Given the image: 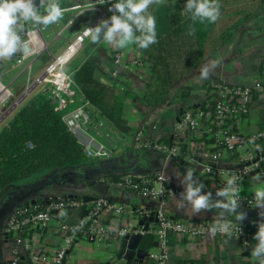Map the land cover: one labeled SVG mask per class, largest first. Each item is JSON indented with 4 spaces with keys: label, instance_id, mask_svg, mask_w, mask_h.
<instances>
[{
    "label": "crops",
    "instance_id": "0c3cea01",
    "mask_svg": "<svg viewBox=\"0 0 264 264\" xmlns=\"http://www.w3.org/2000/svg\"><path fill=\"white\" fill-rule=\"evenodd\" d=\"M46 5L54 0H46ZM94 0H61V6L65 7L64 16L57 22L49 25H41V32L47 47L35 60V75H39L45 67L57 56L65 51L67 46L86 28L94 27L102 20L112 15L109 5L112 1L99 4V9L90 6ZM259 0H254L255 8L250 18L225 42L224 45L212 51L200 64L198 68L188 74L170 94L168 102L158 111L152 113L134 95L145 89L143 68L130 66L122 67L120 74L114 77L111 71L115 68L113 56L120 53L124 60L128 61L135 56V43L124 48H118L104 40L92 41L90 34L84 38L83 44L70 57L65 65L67 71H75L87 60L96 66L97 80L106 86L110 104L114 97L123 100L120 114V121L125 129L117 126L108 116L98 113V122H101V131L112 135L117 141L110 158L103 160L88 159L83 164L75 167L50 170L30 177L23 185L32 188V195L29 200H38L47 197H58L64 194L85 193L94 194L93 189L84 183L86 176L100 175L109 183L111 174H132L138 179L148 180L159 173H163L169 182L173 193L164 198L165 209L171 210V216L184 220H204L217 218L219 209H201L193 212L189 202L183 200L184 185L181 182L184 173L193 169L194 177L202 180L205 189L211 191L215 199V192L218 190L216 180L202 170L205 159H198L196 162L179 164L175 159L167 157L163 152L151 148H140L135 142V133L144 131L152 138L165 141L173 138L175 124L177 123V110H194L203 103L213 99L212 85L217 82L224 83H251L258 76L261 65L264 62V12L262 7L257 6ZM148 10V9H147ZM47 52L49 55L44 56ZM213 62L215 64L213 65ZM207 66L209 74L207 77L201 75L202 69ZM21 82L16 89L22 87ZM44 87L38 89L42 93ZM188 91L184 97L181 93ZM72 106H74L72 104ZM264 116V89L257 94L253 108L250 113L240 121V128L246 133L261 129V122ZM7 118V117H6ZM3 120H0V123ZM97 123H95L96 125ZM212 130L208 122L201 123L195 132L194 141L204 143L212 147ZM220 167L235 169L241 166L236 156L227 155L216 163ZM81 174V176H79ZM260 175L262 177H260ZM259 177V179H257ZM47 182L46 184H43ZM22 185V186H23ZM112 186V185H111ZM159 188L160 184L154 182ZM113 187V192L107 197L110 200L123 202L127 205L121 215L104 212L103 220L111 228H119L123 225L136 228L139 217L137 209L141 206L143 197L138 194ZM257 187H264V174L256 172L244 177L240 183L241 192L254 194ZM16 187L11 186L7 192L15 191ZM2 193V192H1ZM0 193V194H1ZM4 196H0V264H9L13 259L12 248L15 247L14 239L6 231L7 218L15 207L8 203ZM219 198V197H217ZM148 206L158 205L156 199H146ZM89 202L84 206L70 209L58 210L50 222L46 225H36L25 230L24 237L33 241L36 248L53 254L55 249L64 246L65 241L60 232V225L64 222L74 223L89 210ZM136 208V210H135ZM264 209L259 207L245 208L241 205L235 210L242 213L243 219L250 229V244L245 247L241 239L235 236L228 239L227 235L208 233L194 239L183 236L176 231H167L166 237L171 254L170 264H258L251 255L252 247L257 243L254 238L260 222L264 216L260 212ZM229 219L238 220L232 213L228 214ZM156 222H150L147 233H152ZM4 232L7 234L4 235ZM154 236V242L157 236ZM142 241V240H141ZM120 240L111 237L104 242H97L88 236L78 239L67 250L65 264H98L114 258L118 252ZM153 245L149 250L158 249ZM20 264H32L30 257L23 249L20 251ZM125 264V261H122Z\"/></svg>",
    "mask_w": 264,
    "mask_h": 264
},
{
    "label": "built area",
    "instance_id": "2783aa9c",
    "mask_svg": "<svg viewBox=\"0 0 264 264\" xmlns=\"http://www.w3.org/2000/svg\"><path fill=\"white\" fill-rule=\"evenodd\" d=\"M110 1L112 0H107V2ZM36 2L39 4V0ZM46 2L45 0V4ZM99 4H103V0H94L90 6L99 9L97 7ZM40 11L42 14L45 13L46 6ZM13 27L20 38L17 51L10 57H0V120L8 117L26 97L36 93L40 87H44L46 89L42 93L47 94L51 99L55 110L61 114L62 120L81 144L85 156L95 160L110 158L117 147L118 140L101 131L102 123L96 118L99 111L77 87L73 73L65 69L70 57L81 47L84 38L89 35L88 28L83 30L63 53L54 56L39 75H35L37 57L44 50L50 53L41 32V25L31 21H21ZM113 60L115 68L111 74L114 77L120 74L122 67L128 68L133 65L144 68L143 63L135 57L125 61L120 53L114 54ZM16 69L19 70L8 83H5V76ZM21 76H24L22 87L16 89L14 84ZM211 87L213 99L208 105V110H186L180 121L175 124L173 142L152 138L142 130L137 131L134 138L138 147L155 149L172 159L182 158L188 162L205 159L202 170L216 180L219 190L225 186L229 177H237L240 186L242 179L251 173L259 170V173L264 174V128L246 133L239 127L240 121L252 110L257 94L264 89V62L258 76L251 83L217 82ZM204 121L213 125V130H211L215 135V142L212 147L192 140ZM227 155L236 156L241 166L229 169L216 164ZM154 182H158L160 187H155ZM109 183L120 189L132 191L141 197L152 196L158 201L157 222L152 233L157 236L159 248L148 250L147 264H170L171 254L166 237L169 230L192 239L210 233V227L215 220H184L174 218L166 211L164 198L173 193V189L169 187L168 179L163 173L148 180L125 174L119 180ZM240 200V205L245 208L253 207L248 202L254 205L253 194L240 191ZM85 204L86 202L81 197L58 196L41 198L29 204L22 203L15 206L6 221V231L15 242V247L12 248L11 264H20L19 256L22 249L28 254L32 264H65L67 250L83 236H88L97 242H104L111 237L121 241L127 235L141 234L144 236L148 232L141 226L133 228L123 225L116 229L109 227L103 220L102 214L107 212L121 215L127 205L99 196L95 201L89 202L88 213L78 221L64 222L60 225L65 245L55 249L53 254L36 248L33 241L24 237L26 229L48 224L56 211L81 207ZM229 220L234 226L233 236L240 238L242 244L247 247L251 236L247 224L242 220ZM215 234L226 235L219 232ZM122 261L118 260L112 264H123Z\"/></svg>",
    "mask_w": 264,
    "mask_h": 264
},
{
    "label": "trees",
    "instance_id": "16d2710c",
    "mask_svg": "<svg viewBox=\"0 0 264 264\" xmlns=\"http://www.w3.org/2000/svg\"><path fill=\"white\" fill-rule=\"evenodd\" d=\"M215 2L219 5V16L215 21L193 20L191 13L184 10L185 0H154L149 5L147 13L156 18L157 41L146 49L134 45V57L143 63L145 72V89L134 96L148 111L154 113L161 109L170 99L172 89L198 68L212 51L224 45L255 8L254 0ZM257 6L264 12V0H259ZM96 71L95 64L87 60L72 72L74 81L98 113L125 129L119 119L123 100L114 97L110 104L106 86L97 80ZM187 94L188 91H184L180 97ZM210 103L211 100L194 111L208 110ZM10 115L0 129V193L12 185L22 186L30 177L79 166L89 159L47 94L32 95ZM209 127L213 130L212 124ZM260 128H264V116ZM210 136L214 143L213 131ZM165 141L173 142L174 139ZM120 177V174H111L109 182ZM153 245V234L146 233L140 246L149 250Z\"/></svg>",
    "mask_w": 264,
    "mask_h": 264
},
{
    "label": "clouds",
    "instance_id": "9594fccd",
    "mask_svg": "<svg viewBox=\"0 0 264 264\" xmlns=\"http://www.w3.org/2000/svg\"><path fill=\"white\" fill-rule=\"evenodd\" d=\"M105 2L107 0H103V3ZM152 3L153 0H112L109 5L112 15L94 27H88L92 41L102 39L118 48L135 43L145 49L156 43V18L147 13ZM45 6L46 12L42 14L40 9ZM65 10V7L61 6V0H54L47 5L45 0H39V4L36 0H0V57H10L17 51L20 38L14 25L21 21H31L37 25L53 24L64 16ZM184 10L191 13L193 20L215 21L219 16V5L215 0H185ZM208 74L209 68L205 66L201 75L207 77ZM193 172V169H188L183 175V200L191 204L194 213L201 209H219L217 218L210 227V233L226 234L228 239L225 243H228L234 234V226L225 217L232 213L239 221L243 219L242 213L235 212L241 202L238 178L229 177L225 186L215 192L214 199L211 191H202L205 184L194 177ZM253 200L254 205L252 202L248 203L264 209V187L255 189ZM260 215L264 216V211H261ZM254 238L257 243L252 247L251 255L258 264H264V221L259 223Z\"/></svg>",
    "mask_w": 264,
    "mask_h": 264
},
{
    "label": "water",
    "instance_id": "95a60500",
    "mask_svg": "<svg viewBox=\"0 0 264 264\" xmlns=\"http://www.w3.org/2000/svg\"><path fill=\"white\" fill-rule=\"evenodd\" d=\"M185 111L186 110L183 108L177 110V118H176L177 122L180 121V118ZM175 160L181 165L185 164V160L182 158H176ZM256 172H259V170L253 172L252 175H254ZM79 176H81V174ZM46 183L47 182H44L43 184H46ZM84 183L93 189L94 194L85 193L79 196L78 194L70 193L67 195L66 194L61 195L60 197H64V198L81 197L84 200V202L87 203V202L95 201L99 196L107 198L109 196V193L113 192V187L111 186V184L105 181V179H103L100 175H96V176L94 175L86 176L85 175ZM12 186L16 187L15 191L10 193V192H7V189H5L0 194V196L5 195L4 199L8 203H10L11 206L14 207L22 203L29 204L30 202H35V199H33L32 201L29 200L30 196L33 193L32 188H30L29 185H23V186L12 185ZM146 199L152 200L153 198L152 196L143 197L141 200L140 208L137 210L135 208V210L138 211V217H139L138 224L145 231L149 229L150 222H157V213H156L157 205L148 206L146 203ZM166 211L169 214H171V210L166 209ZM6 234L7 233L4 232V235ZM142 238L143 236L141 234L125 236L119 244L118 252L116 256L110 260L103 261L98 264H112L113 262L118 261V260L125 261V264H147L148 250L140 246ZM154 245L157 246L158 242L155 241ZM9 264H11V262H9Z\"/></svg>",
    "mask_w": 264,
    "mask_h": 264
},
{
    "label": "rangeland",
    "instance_id": "374dc122",
    "mask_svg": "<svg viewBox=\"0 0 264 264\" xmlns=\"http://www.w3.org/2000/svg\"><path fill=\"white\" fill-rule=\"evenodd\" d=\"M47 55H49V53L47 54V52H45V53H44V56L47 57ZM8 67H9V66H8ZM18 70H19V69H16V70L10 71V72L5 76V78H4V82H5V83H8L9 80L13 77V75L16 74V72H17ZM23 80H24V76H21V77L19 78V80L16 81V83L14 84V86H15V87L18 86ZM36 93H38V92H36ZM36 93H33V94L29 95L28 97H26V98L20 103V105L17 106V107L14 109V111H16V110H18L19 108H21L25 103L28 102V100L30 99V97H31L32 95L36 94ZM14 111H13V112H14ZM10 116H11V115H9L7 118H5L4 121H2V122L0 123V129H1V127L4 125V123H5L6 121H8V119L10 118ZM260 177H262V176L260 175Z\"/></svg>",
    "mask_w": 264,
    "mask_h": 264
}]
</instances>
